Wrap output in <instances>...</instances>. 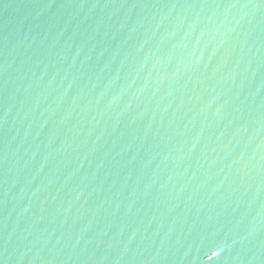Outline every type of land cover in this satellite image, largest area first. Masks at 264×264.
<instances>
[{"label": "water", "instance_id": "95a60500", "mask_svg": "<svg viewBox=\"0 0 264 264\" xmlns=\"http://www.w3.org/2000/svg\"><path fill=\"white\" fill-rule=\"evenodd\" d=\"M0 264H264V0H0Z\"/></svg>", "mask_w": 264, "mask_h": 264}]
</instances>
